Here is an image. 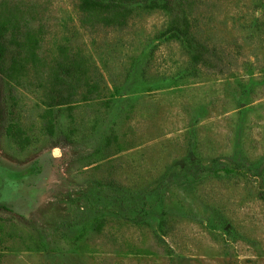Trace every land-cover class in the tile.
<instances>
[{"label": "rangeland", "instance_id": "1", "mask_svg": "<svg viewBox=\"0 0 264 264\" xmlns=\"http://www.w3.org/2000/svg\"><path fill=\"white\" fill-rule=\"evenodd\" d=\"M164 1L0 0V264H264V0Z\"/></svg>", "mask_w": 264, "mask_h": 264}, {"label": "trees", "instance_id": "2", "mask_svg": "<svg viewBox=\"0 0 264 264\" xmlns=\"http://www.w3.org/2000/svg\"><path fill=\"white\" fill-rule=\"evenodd\" d=\"M159 1H161V0H159ZM92 5H93L94 8H96V7H99V8L100 7H103V6H101V4H98L96 2H94V3L92 2L90 4V6L92 7ZM163 5H164V7L169 6V4L166 1H164V0H163ZM105 8L106 9H103V8L102 9H103V11H106L107 16L106 17L103 16L99 20H102L105 23H108V25H110V24H115L116 23L117 16H120L119 19L122 22V23L121 22L120 23L122 25L124 24L125 17H126L125 16L126 15L125 10H124V13H120V12L116 13L115 10L113 9V6H111V5H106ZM118 25H120V24H118ZM3 53H4V50L2 48H0V60H2V58H3Z\"/></svg>", "mask_w": 264, "mask_h": 264}]
</instances>
